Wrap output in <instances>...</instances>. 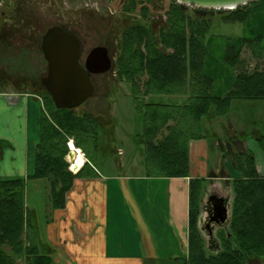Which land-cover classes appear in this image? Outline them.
Instances as JSON below:
<instances>
[{
    "label": "trees",
    "instance_id": "1",
    "mask_svg": "<svg viewBox=\"0 0 264 264\" xmlns=\"http://www.w3.org/2000/svg\"><path fill=\"white\" fill-rule=\"evenodd\" d=\"M168 1L158 14L154 0H120L121 7H116L127 17L112 39L116 53L111 85L113 90L125 86L133 97L144 123L140 138L144 156L155 173L189 177L190 139L220 137L209 135L210 126L205 121L227 116L235 100L264 102V67L241 68L246 48L254 57H264V0L227 11L217 9L221 21L216 24L209 15L197 11L206 8L191 9L190 5ZM221 22L242 23V34L224 41V35L213 30ZM31 59L22 55L17 63L21 61L26 67ZM26 80L17 81L14 88L30 94L28 117L38 115L39 138L33 149L32 170L26 176H0V264H55L36 240L33 216L37 210L27 204L28 180L47 179L52 208H64L76 178L99 174L84 141L101 138L111 113L109 104L103 112L79 110L80 106L57 108L41 81ZM183 94L187 95L183 105L157 99ZM171 119L176 121L174 125L169 124ZM164 128L168 133L162 135ZM244 136L248 139L251 133ZM71 139L89 159L77 172L70 170L67 160ZM255 140L264 155V131ZM225 156L234 170V198L231 221L217 238L220 247L213 248L216 252L208 251L199 226L207 179L191 177L188 254L177 258L176 264H248L252 259H264V175L258 171L255 151L227 150Z\"/></svg>",
    "mask_w": 264,
    "mask_h": 264
},
{
    "label": "crops",
    "instance_id": "2",
    "mask_svg": "<svg viewBox=\"0 0 264 264\" xmlns=\"http://www.w3.org/2000/svg\"><path fill=\"white\" fill-rule=\"evenodd\" d=\"M40 6L32 1L0 0V55H29L36 48L30 42L33 41V27L38 25L35 20L36 15L41 13ZM25 9L28 13L24 12ZM29 95L8 87L0 88L1 177L26 176L29 173ZM160 100L172 105H183L187 95H162ZM236 101L247 109L254 103ZM233 106L231 113L234 111ZM179 110H175L176 117L179 116ZM246 115L241 118L246 119ZM247 121L241 139L230 141L235 142L240 151L252 148L257 157L258 171L264 175V155L255 140L264 131V122L260 124L249 118ZM246 132L251 133V137L245 140ZM219 140L221 142L207 137L190 139L189 177H165L154 172L105 174L92 164L99 174L76 178L66 194L65 207L50 209L46 235L39 238L40 248L52 255L55 264H176L180 257L178 254L168 250L161 256L158 248L174 247L170 240L172 235L180 241L184 255L188 254L190 178L205 177L207 183L215 187L225 180L232 192L234 170L230 159H224V141ZM72 150L77 153L76 160L81 166L89 160L82 148L72 146ZM126 181L129 182L128 186L124 185ZM150 181H162L165 184V212L161 210L164 220L159 216L160 209L156 204L159 198L155 199L156 208L150 202L152 195L147 189L151 185ZM135 184L141 187H133ZM216 194L225 197L230 212L233 194L229 198L227 194ZM209 196L205 193L201 200L203 208L199 226L208 244L216 245L217 232L226 230L228 223L209 228ZM154 235L162 237H159V246Z\"/></svg>",
    "mask_w": 264,
    "mask_h": 264
},
{
    "label": "rangeland",
    "instance_id": "3",
    "mask_svg": "<svg viewBox=\"0 0 264 264\" xmlns=\"http://www.w3.org/2000/svg\"><path fill=\"white\" fill-rule=\"evenodd\" d=\"M37 1H41L40 3H42L47 2L48 0ZM61 1H65L68 5L65 6L66 12L61 13L62 7L61 5H59L60 2L57 0L56 11H54L53 9V12H50L49 15H47L46 17L36 15V23L38 24V27H40L37 28V30L35 31V37H38L39 29L40 31H43L50 24L64 22V24L68 26V28H70L77 34L82 35L85 43L84 50L87 53L93 44H102L106 41L111 43V39H113V37L115 38L118 35V30H120V28L122 27V21H120L121 19L117 20V18L112 17L113 15H111V11L119 10V8L121 7L120 0H115L113 2L107 0ZM154 1H156L158 7L155 10L158 14H161L163 9H165L169 3L168 0ZM63 2L61 4H63ZM116 6H118L119 8ZM109 7L111 10L109 9ZM195 7L196 6L190 5L191 9H195ZM206 9L207 10L197 11H199L198 13L201 15L205 14V16L209 15L211 18H213L214 24L219 23L221 21V19L219 18L220 12H217V9ZM225 11H227V9H225ZM103 15H108V17H110L105 18L103 17ZM131 15L134 16V14ZM156 17H158V15H156ZM242 29L243 25L239 22H221L219 28H213V30H216L218 34L219 32H221V34L224 35V41L226 37L240 36L242 34ZM111 46L112 53L115 55V46ZM28 56H31L32 59L27 63L25 67L23 62L20 61L19 63H17L18 60H20V57H22V55H0V88L8 87L10 89H15L14 86L16 87V82L19 80L27 79L26 81L32 80L35 83H39L41 81L42 77L46 75L48 70L47 62L43 56L42 51H37V49H34ZM242 58V69H252L256 65H259V67L261 68L264 67V57H254L247 48L244 50ZM93 79L97 86L95 95L85 101L82 105H80L79 110L82 108V110L89 109L103 112L106 111L107 106L109 104V110L111 113L109 118H107L109 122H107V124L103 128V132H101V138L99 140L92 138L91 141H84L86 152L88 151V153L92 154L93 156L94 165L98 166V169L105 174H111L115 172H124L125 174L135 175L153 172L155 173L157 170L155 168L150 167L149 162L146 161L144 156V145L142 144V142H140V138L143 134L144 123L137 110L133 97L128 91V88L124 86L122 89L121 87H119L113 90L111 82H114L115 79L112 76L111 70L106 72V74H96L94 75ZM26 89L30 90V87H27ZM160 98L161 96L157 97V99L159 100ZM233 104L234 111H232V113L230 111L227 116L216 118L213 121H205V125L210 126V131H207L209 135L213 136L214 133L215 135L220 136L217 137L218 142L220 141L219 139H222L224 141L223 144L221 143L224 148V153L227 152V150H230L231 152L234 150H238V147L236 146V144H234L235 142L232 141L238 140L236 138L241 139L244 127L247 126L246 123L248 122V118L251 121L260 122V124L264 122V102H255L253 103V105L251 104L252 106L247 104L249 105L250 109H247L245 106H243V104H239L238 101L234 102ZM35 105L39 107L38 102H36ZM245 114H247L246 116L248 117L246 119H242L241 117ZM172 122L176 123V121L173 119L169 120V124ZM28 126V152H30L31 150L30 154L28 153V157L30 162L29 170L31 171L33 167V149L35 147V144L38 142L39 138V123L37 114L30 116V118L28 119ZM14 128H16L15 125ZM167 133L168 129L164 128L162 130V135ZM95 140L100 141L98 146L94 144ZM72 146H75L73 141H71V149ZM68 159L69 156L67 155V160ZM224 159H227L226 156L224 157ZM107 164H110L111 166L108 167L106 166ZM150 182L151 185L147 188L148 193L152 195V199L150 200V202L155 204V199L157 197L159 198L156 204L158 203V208L160 209L158 210L160 214L159 216H161V218L164 220V216L162 215L161 210L164 211L163 203L166 202L165 199L167 198L166 192L164 191L165 184L162 181ZM124 183H126L124 184L125 186H128L127 183L129 182L126 181ZM217 184L219 186L217 185L215 187L213 185H209V183H206L201 198L202 201L205 193H208V196L209 194H212L214 192L218 194H227L228 198L229 196H232L233 190L232 192L230 191V185L226 184L225 180H222ZM133 187L139 188L141 187V185L135 184V186ZM137 190L138 189H136L135 191ZM49 191L50 188L47 179L41 178L31 181L28 180L27 204L29 207L37 210V212H35V215L33 216V221L35 222L36 226V240L38 243L40 236L45 237L46 235V223L49 211L52 208L51 203L49 202ZM202 201H200V213L201 208H203ZM156 204L153 208L157 207ZM231 212L232 205H230V213ZM152 215H155V213L152 212ZM202 218L203 217H201V220ZM200 230L202 234H204L201 228ZM219 232L220 231H218L216 234V240L219 237ZM159 237L160 235H154V238L158 240V246L160 245ZM160 239H162V237H160ZM170 240L174 244V247H171L169 249H164L163 247L158 248L160 255L162 256L163 254L167 253L168 250H172L180 257L185 256L181 248L180 241L176 240L172 235L170 237ZM160 243L163 244L166 243V241H160ZM220 244V241H218V245H210V243L208 244V242L205 240V246L210 252H216V250L213 248H219ZM41 249L42 251H44L42 247ZM248 264H264V259H252Z\"/></svg>",
    "mask_w": 264,
    "mask_h": 264
},
{
    "label": "water",
    "instance_id": "4",
    "mask_svg": "<svg viewBox=\"0 0 264 264\" xmlns=\"http://www.w3.org/2000/svg\"><path fill=\"white\" fill-rule=\"evenodd\" d=\"M175 1L196 7L233 9L253 0ZM41 47L48 64L47 73L41 81L51 94L57 108H76L82 105L95 92L92 74H102L112 68V58L106 45L94 47L83 65L80 61L82 51L80 37L62 24H55L47 28L42 37ZM68 156L71 170L78 169L77 153L70 148ZM208 204L209 213L214 215L211 218L217 224H229L231 213L228 210L229 203L225 197L211 194ZM207 223L209 224V220Z\"/></svg>",
    "mask_w": 264,
    "mask_h": 264
},
{
    "label": "flooded vegetation",
    "instance_id": "5",
    "mask_svg": "<svg viewBox=\"0 0 264 264\" xmlns=\"http://www.w3.org/2000/svg\"><path fill=\"white\" fill-rule=\"evenodd\" d=\"M30 1H32L33 3H38V4H40L41 6H40V8H39V11L41 12L40 13V16H42V17H46L47 15H49V13L50 12H53V9H54V11H56L57 10V6H56V1L57 0H48L47 2H42V3H40L41 1H37V0H30ZM59 2H60V4L59 5H61V7H62V10H61V13H63V12H66V9H65V6H68L67 4H66V2L64 1H61V0H58ZM63 2V4H61ZM56 6V7H55ZM109 9H110V7H109ZM111 10V9H110ZM123 11L122 10H116V11H111V15H113L112 17H114V18H117V20H119V19H121L120 21H122V22H124L125 20H126V18L125 17H127V15L126 14H124V13H122ZM90 13H93V12H90ZM103 17H105V18H109L108 17V15H103ZM131 18H133V17H131ZM130 18V19H131ZM115 20V19H114ZM113 20V21H114ZM116 21V20H115ZM55 24H62L66 29H68V30H70V31H72V32H74L73 30H71L70 28H68V26H66L65 24H64V22H59V23H55ZM54 24V25H55ZM40 27V26H39ZM38 27V28H39ZM50 27V26H49ZM34 29L32 30V39H33V41H31L30 43L32 44V47H36L35 49H37V51L38 50H42V47H41V42H42V37H43V35H44V33H45V31L47 30V28L48 27H46V29L45 30H43V31H40V29H39V32H38V37H35V30L37 29V26H34L33 27ZM75 33V32H74ZM77 34V33H76ZM79 37H80V39H81V43H82V51H81V57H80V61H81V63L83 64V65H85V63H86V59H87V57H88V54L90 53V51L94 48V47H96V46H98V45H106L108 48H109V54H110V57L112 58V67H113V65H114V61H115V55L112 53V46L111 45H113L112 44V42L110 43V42H104V43H102V44H93L92 46H91V48L89 49V51L86 53L85 52V50H84V48H85V43H84V38L82 37V35H79V34H77ZM111 41H112V39H111ZM40 44V45H39ZM42 53H43V50H42ZM43 56H44V54H43ZM45 58V57H44ZM46 60V59H45ZM47 62V61H46ZM47 69H48V64H47ZM112 69V68H111ZM110 71V70H109ZM108 72V71H107ZM103 74V73H102ZM105 74H106V72H105ZM94 75H96V74H92V79H93V77H94ZM42 82V81H41ZM93 82H94V84H95V92H96V89H97V86H96V83H95V81H94V79H93ZM110 83V82H109ZM95 92H94V94H93V96L95 95ZM68 145H69V143H68ZM70 163V162H69ZM71 164V163H70ZM70 170H71V165H70ZM72 171V170H71ZM212 194H216L215 192L214 193H212ZM211 195V194H210ZM208 200H209V198H208ZM208 207H209V204H208ZM208 210H209V208H208ZM214 215L212 214H210L209 212H208V220H209V224H207L208 226H209V228L210 227H214L215 225L217 226V225H219V224H217L214 220H213V218H211V217H213ZM213 225V226H212Z\"/></svg>",
    "mask_w": 264,
    "mask_h": 264
},
{
    "label": "bare ground",
    "instance_id": "6",
    "mask_svg": "<svg viewBox=\"0 0 264 264\" xmlns=\"http://www.w3.org/2000/svg\"><path fill=\"white\" fill-rule=\"evenodd\" d=\"M78 167H81V164L78 162Z\"/></svg>",
    "mask_w": 264,
    "mask_h": 264
},
{
    "label": "built area",
    "instance_id": "7",
    "mask_svg": "<svg viewBox=\"0 0 264 264\" xmlns=\"http://www.w3.org/2000/svg\"><path fill=\"white\" fill-rule=\"evenodd\" d=\"M74 172H76L75 170H73Z\"/></svg>",
    "mask_w": 264,
    "mask_h": 264
}]
</instances>
